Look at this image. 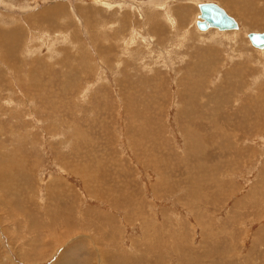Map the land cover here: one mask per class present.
<instances>
[{
    "label": "rangeland",
    "instance_id": "rangeland-1",
    "mask_svg": "<svg viewBox=\"0 0 264 264\" xmlns=\"http://www.w3.org/2000/svg\"><path fill=\"white\" fill-rule=\"evenodd\" d=\"M226 1L0 0V264H264V0Z\"/></svg>",
    "mask_w": 264,
    "mask_h": 264
},
{
    "label": "water",
    "instance_id": "water-1",
    "mask_svg": "<svg viewBox=\"0 0 264 264\" xmlns=\"http://www.w3.org/2000/svg\"><path fill=\"white\" fill-rule=\"evenodd\" d=\"M199 16L202 21L196 23L200 30L213 27L219 30L236 29V22L222 9L213 4H200L198 6ZM250 43L259 49L264 48V34H249Z\"/></svg>",
    "mask_w": 264,
    "mask_h": 264
},
{
    "label": "bare ground",
    "instance_id": "bare-ground-1",
    "mask_svg": "<svg viewBox=\"0 0 264 264\" xmlns=\"http://www.w3.org/2000/svg\"><path fill=\"white\" fill-rule=\"evenodd\" d=\"M233 1H234V0H233ZM236 1H237V0H236ZM238 1H239V0H238ZM226 2L229 3V4L232 6V0H227ZM226 2H225V3H226ZM239 2H240V1H239ZM260 2H261V1H260ZM260 2H259V3H260ZM235 3H236V2H235ZM240 3H241V2H240ZM251 3H252V2H250L249 4H251ZM255 3H256V2H255ZM255 3H254V4H255ZM200 4H213V5H216L217 7H219L220 9H222L219 5H217V4H215V3H199V4L196 5L197 9H198V6H199ZM245 4H246V3H245ZM238 5H242V4H238ZM238 5H237V6H238ZM226 6H227V5H226ZM260 6H261V5H260ZM227 7H228V6H227ZM240 7H241V6H240ZM249 7H250V6H249ZM228 8H229V7H228ZM228 8H227V9H228ZM243 8H244V7H243ZM250 8H252V7H250ZM253 8H254V7H253ZM253 8H252V9H253ZM222 10H223V9H222ZM239 10H240V9H239ZM241 10H243V9H241ZM245 10H246V9H245ZM247 10H250V9H247ZM223 11L225 12V10H223ZM245 12H246V11H245ZM245 12L243 11V13H245ZM247 12H248V11H247ZM225 13H226V12H225ZM238 13H239V12H238ZM241 13H242V12H241ZM243 13H242V14H243ZM250 13H251V12H250ZM256 13H257V12H256ZM226 14H227V13H226ZM242 14H241V15H242ZM227 15H228L229 17H231L229 14H227ZM45 16H46V15H45ZM245 16H246V15H245ZM247 16H248V15H247ZM231 18L234 20L233 17H231ZM263 18H264V17H263ZM38 20H39V19H38ZM195 20H196V21H195V27H196V23L199 22V21H202V19H201L200 16H199V10H198V14H197ZM234 21H235V20H234ZM244 21H245V20H244ZM52 22H53V21H52ZM235 22H236V21H235ZM40 23H41V22H40ZM248 23H249V22H248ZM249 24H250V23H249ZM44 25H45V24H44ZM236 25H237L236 29H229V30H222V31L219 30V29L213 28V27H209V28L206 29V30H200V29H198L197 27H196V29H197L198 31H200V32H206V31H208V30H216V31H218V32L238 31V30H239V26H238L237 22H236ZM258 25H259V24H258ZM240 27H241V26H240ZM261 29H262V28H261ZM10 30H11V29H10ZM11 31H12V30H11ZM11 31H10V32H11ZM22 32H23V31H22ZM11 34H12V33H11ZM22 34H23V33H22ZM22 34H21V36H22ZM256 34H264V33H256ZM3 36H4V35H3ZM21 36H20V37H21ZM248 36H249V35H248ZM248 36H247V39L249 38ZM0 37H1V36H0ZM6 37H7V36H6ZM9 37H11V35H10ZM20 37H19V38H20ZM23 37H24V35H23ZM2 38H4V37H2ZM2 38H1V39H2ZM14 38H15V37H14ZM16 38L18 39V37H16ZM1 39H0V40H1ZM20 39H22V38H20ZM11 40H12V39H11ZM14 40H15V39H14ZM2 41L4 42V40H2ZM15 41H16V40H15ZM248 41H249V39H248ZM5 43H6V42H5ZM7 43H8V42H7ZM13 44H14V43H13ZM249 44H250V46H251L252 48L256 49L257 51H260V52H261V51H264V48L259 49V48H257V47H254V46L250 43V41H249ZM7 45H8V44H7ZM9 45L12 46V44H9ZM17 45H18V44H17ZM19 45H20V44H19ZM12 47H13V46H12ZM1 48H2V47H1ZM3 48H4V47H3ZM7 48H8V47H7ZM7 48H6V49H7ZM9 48H10V47H9ZM12 49H13V48H12ZM14 49H16V48H14ZM9 50H11V49H9ZM263 53H264V52H263ZM1 57H2V56H1ZM2 58H3V57H2ZM6 63H7V62H6ZM30 75H31V74H30ZM27 88H28V87H27ZM187 122H188V121H187ZM18 165H19V164H18ZM2 168H3V167H2ZM32 168H33V167H32ZM10 169H11V168H10ZM27 170H28V168H27ZM2 175H3V174H2ZM8 179H9V178H8ZM1 181H2V180H1ZM15 182H16V181H15ZM7 184H8V183H7ZM5 186H6V185H5ZM6 187H7V186H6ZM9 188H10V187H9ZM8 237H9V236H8ZM52 238H53V237H52ZM12 239H13V238H12ZM14 240H15V239H14ZM11 242H12V241H11ZM13 242H14V241H13ZM10 244H11V243H10ZM29 245H30V244H29ZM9 246H10V245H9ZM0 248H1V247H0ZM0 250H1V249H0ZM5 251H6V250H5ZM5 251H4V252H5ZM21 251H22V250H21ZM4 252H3V253H4ZM4 255H5V254H4ZM5 257H6V255H5ZM4 260H5V259H4ZM28 260H29V259H28ZM22 261H23V259H22ZM24 261H25V260H24Z\"/></svg>",
    "mask_w": 264,
    "mask_h": 264
}]
</instances>
